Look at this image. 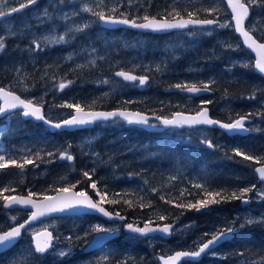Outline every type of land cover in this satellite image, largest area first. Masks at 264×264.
Listing matches in <instances>:
<instances>
[{
    "label": "trees",
    "instance_id": "16d2710c",
    "mask_svg": "<svg viewBox=\"0 0 264 264\" xmlns=\"http://www.w3.org/2000/svg\"><path fill=\"white\" fill-rule=\"evenodd\" d=\"M138 1L143 2L138 6L126 4L123 1L118 6L119 10L125 12L129 19L137 18V21L142 20L139 17H143L145 14L150 17L161 18L166 11H172L173 8L177 10L205 9L212 6L219 8L218 13L212 12L211 15L208 12L200 11L198 16L194 17L198 19L215 18L220 21L222 15H228L223 0ZM97 3L101 4V1H94L92 5L94 9ZM102 4L104 6L114 5L116 2L111 1L110 4H107L106 0H103ZM103 5L101 9H105L107 14L108 8ZM134 5L138 8L134 9ZM182 14H184L183 11ZM122 30L121 33H117L116 30H107L94 25L83 29V31L74 32L71 42L43 44L40 48L33 46L25 54L20 52L19 48L15 47L8 39H4L6 47L0 51V87L13 90L18 95L26 99L30 97L33 102L39 103L40 101L36 97L38 94H34L40 89L43 90L48 80H53L50 82L54 84H57L58 81L60 83L72 81L73 83L63 90L57 86L56 96L52 99L51 96L54 92H48L44 96V113L47 114L50 110L48 106L52 101H56L57 108L66 110L61 117H66L72 111V109L58 107V105L67 102L101 109L129 108L153 115H167L176 111L196 112L203 106H207L212 117L229 121L232 117L247 115V112L253 111L248 107L250 99L246 97L264 96V79L252 70L253 61L250 54H247L250 60L249 71L246 70V67L241 68L238 64L232 67L230 70L232 73H229V68L226 67L234 55L232 54L233 51L226 45L227 43H222L221 38H227L229 44L238 42V37L233 29L228 30L227 34H220L219 37L221 38H218L220 39L218 41L217 39L214 40L217 37L215 33L199 35V38L196 39L187 36V40L183 42L182 46V57H177L173 62L169 58L170 50L164 46L161 36ZM190 31L195 32V29ZM262 35L264 33L256 32L255 36L261 40ZM261 41L264 42V40ZM119 45L122 46L125 57L135 50L136 61L144 62L148 59V62H160L161 60L166 62L167 67L170 65L175 70L173 73L170 72L162 76L163 80L159 84V88L154 87L155 90H163V92H158L156 96L169 97L170 103L165 107L156 105L157 103L152 101V96H155L154 89L145 91L135 89L133 93L132 91L122 93H115L110 90L103 91L100 86L88 82L93 76L92 73H89L90 67L84 71L81 69L82 67L78 68L76 63L73 66L72 59L66 58L68 50H74L78 53L80 49L88 47L89 50L96 49L95 51L98 50V53H104L103 47L115 46L113 50L117 51L116 47L118 48ZM32 53L34 54L29 57ZM116 62L114 54L109 59L103 58V60L96 61L99 66L96 73L100 72L99 69L102 68L104 69L102 73L111 75L113 69L115 71L121 67ZM189 64H193L197 68L188 72L185 67ZM126 67L131 69L130 65ZM140 68L135 67L139 73ZM208 68L217 69V73L211 72L210 74ZM154 77L157 78V75ZM208 78L215 81V83L210 84L211 90L208 95L187 102H184L185 99L177 101L180 91L174 87L176 84L196 83L198 86H202V83H205ZM27 90L31 92L28 93ZM33 92L34 94H32ZM221 94L225 97H233L234 103H236V109L232 110L228 115L229 117L223 116L214 109V97L220 96L222 98ZM242 99H245L247 104L240 101ZM202 100H211L212 103L202 105ZM129 101L131 102L129 103ZM199 104L201 107H198ZM85 108L88 109V107ZM97 128L102 129L104 126L101 127L100 123H95L91 129L83 131L51 133L40 123L24 120L19 113L0 118V155H4L5 159L9 156H26L35 160V164L26 165L23 171L12 165L0 169V189L9 188V191L4 192L3 195L28 194L29 191H32L38 194L34 196L35 198L44 197L69 183H75L77 180L85 181L86 178L82 176V171L95 169L92 179L98 181V187L107 190L109 198H112L113 194H120L119 203L104 204V206L114 213L119 212L125 215L126 221L139 225L148 220L154 221L155 224L175 223L179 225L191 222L201 235L206 232L211 235L215 229L229 224L234 219L237 212L242 209L240 200L211 205L199 212L195 209L178 208L175 204L187 203L188 201L195 202L196 199L202 198L201 190L194 187L196 183L203 184L210 190H226L230 194L238 188L250 187L257 182L254 168L258 164L233 155V149L239 148L249 154L262 156L253 153L257 145H253L252 150L248 148L246 138L229 139L230 137L220 130L210 129L214 133L213 136H216L214 139L222 141L223 144L220 147L209 148L205 144L193 143L185 139L180 140L179 135H175L173 129L149 132L138 127L123 126L122 129H115L110 132L108 130H113V128L106 130L105 127L98 137L89 140L90 153L87 155L80 154L76 145L77 141L87 132H92ZM68 145H71L69 151L75 157L73 162L56 159L52 163H47L49 160L46 155L47 152L63 151ZM260 145L264 148L263 142ZM37 152L40 153L41 159H35ZM7 169L9 174H5ZM19 177L21 178L19 179ZM61 177H67V179L62 180ZM173 177L175 178L173 179ZM76 189H84L96 200L99 199L86 182L79 184ZM182 192L184 193L183 196H181ZM161 196L164 197L163 200ZM125 200L131 201V206L125 203ZM169 200L172 203L166 202ZM3 201L0 198V228L7 229L12 222L1 207ZM149 202L151 207L140 206L141 203L147 205ZM19 213L18 221L24 220L27 213L25 211H19ZM181 213L183 214L181 215ZM158 215H164L167 219L160 221ZM74 220H81L83 223L80 227L84 231L81 230L80 235L95 225L96 220L102 222L95 216L78 217ZM63 221L65 224L62 222L61 228H64L66 232L74 233L75 229H79L78 226L69 223L73 219ZM127 236L129 240H122L120 237L111 240L106 244L104 251L98 254L97 259L85 256L75 260L57 258L54 259L55 263L50 262L52 261L50 257L37 258V255L31 250L28 240L21 239L17 245L0 256V264H26L29 259L35 262L34 264H80L83 260L97 263L102 256L109 257L106 264H156L159 256L174 252L176 249L183 250L186 246L184 241L173 245L171 237L165 240L166 243L171 244L167 249L155 244L152 250H149L147 246H141L143 242L148 241L147 239L132 242L135 237L130 234ZM79 241L84 243L82 239ZM188 244L192 247L197 245L195 242ZM216 250L223 257L211 259L204 256L197 264H264V229L255 227L235 233L231 240L223 242ZM182 264H193V262H183Z\"/></svg>",
    "mask_w": 264,
    "mask_h": 264
},
{
    "label": "snow or ice",
    "instance_id": "6c2138e0",
    "mask_svg": "<svg viewBox=\"0 0 264 264\" xmlns=\"http://www.w3.org/2000/svg\"><path fill=\"white\" fill-rule=\"evenodd\" d=\"M61 3L64 0H60ZM119 2V0H118ZM255 0H249L248 4L241 2V0H226V4L228 8L231 9V19L235 21L234 27L235 31L238 32L243 37V43L253 52H255V64L254 67L261 74H264V42H258L257 39L253 38L250 35L249 30H245L244 22L245 19L249 15V7ZM39 3V0H0V20H7L9 17H12L13 14H18L23 12L26 9L32 8ZM103 0H101V4ZM97 7H101V5H97ZM84 12H89L93 16H95L99 21L104 22L105 24H122L128 25L133 28L138 29H147L152 31H166L170 29H186L190 25L193 26H205V25H216L220 28L231 27L232 24L230 22L220 23L219 20L215 18H204L198 19L194 18L198 16L200 11L208 12L209 15L212 12H219V8L212 6L210 8L205 9H193V10H177L175 8L172 11H166L165 14L157 19L156 16H149L145 14L143 17H139L142 19V23H137V18L129 19L125 12H121L119 7L112 6L108 8L107 14L103 9L100 11H96L92 7H84L82 9ZM182 11L184 14H182ZM43 15L45 17L49 16L48 9H44ZM185 15L187 18H185ZM171 17L172 19H169ZM89 27L88 24H84L83 26H77L74 29L69 28L65 35H61L59 37H45L44 40L46 43H62L66 42L65 36L68 33L73 31L79 32L83 31V29ZM15 35V33H11ZM261 40H264V35L260 37ZM35 43V42H34ZM6 47L4 42V37L0 36V51H3ZM36 48H40V45L36 43ZM71 59V57H68ZM91 63H95V61H91ZM248 66V65H245ZM78 67H83L82 65H78ZM159 70V68L157 69ZM116 76L121 77L124 81L138 82L139 86H144L147 84L149 77L148 76H136L130 74L125 71H118L115 73ZM73 83L72 81L61 82L58 85L60 90L65 89L69 84ZM103 83H108L107 80L103 81ZM215 83L214 80H211L207 83H202V86H198L196 83L188 84V83H178L174 87L180 89L181 91H186L190 94H199L202 92H209L210 84ZM247 99H255V95L251 97H246ZM0 101L3 103L0 104V116H11L16 114L15 110L19 109L20 115L25 118H34L37 121H42L47 124L49 127L55 129H68L80 127L88 124L95 123L97 121H107L109 119H122L130 125H141L146 127H156V124L150 123V117L141 112H131L126 109H115L112 111H94L91 106H81L79 103H64L58 105L61 108H68L74 110L73 113H70L67 118H64L60 121L54 122L50 118H48L43 113V105H38L33 103L32 100L22 99L19 95H16L13 90L6 89L4 87H0ZM131 101H129L130 103ZM211 100H202L201 104H210ZM85 107H88L89 110H85ZM256 115H261V113H256ZM253 114L249 113L247 115H241L238 118L232 120L230 119L228 122H222L216 119H213L209 116V112L207 108H200L196 111L195 115H185L180 112L173 113L171 116L164 115H155L154 119L159 122L160 125L164 127H173V128H182L185 126L193 127L198 125H206V126H217L220 129H223L227 133L238 134L241 132H249L252 129L246 127V122H249L252 118ZM201 143H204L209 148L216 147L211 140L205 137ZM71 145H68L63 151L57 150L56 152L49 151L46 155L49 157L47 163H52L56 159H60L62 161L73 162L75 157L69 151ZM233 155L242 157L243 160L253 161L255 164L260 165L259 167L254 168V173H258L259 181L262 185H264V156H257L253 154H249L246 151H243L239 148L233 149ZM35 159H41L40 153L37 152L35 154ZM232 159V157H229ZM19 161V162H18ZM35 164V160L31 158L25 157H12L9 156L5 159L4 155H0V169H4L10 165L15 166L20 170H24L26 165ZM38 166V165H37ZM95 174V169L83 170L82 176L85 181L77 180L75 183H69L66 186L58 188L56 196H47L45 195L43 201L34 200L33 197L38 195L32 191H29L27 196L22 195H9L4 196V192H8L9 188L4 187L0 189V198L4 200L3 207L11 208L13 206H20L25 209H34L31 211L30 215L23 222L18 223V217L12 216L10 220L12 223L9 224L7 229L0 228V248L9 249L14 246L19 239L22 237V232L26 231L28 226L33 221H36L40 217H44L50 215L52 213H66V212H78L80 210H85L89 212H95L101 214L104 217H107L110 220H120L124 221L126 217L122 216L119 212H109L103 206L104 204H117L120 202V194H113L112 198H109V192L105 189H101L98 187V181L92 179V176ZM175 177H173L174 179ZM62 180H66L67 177H61ZM87 183V186L91 188L95 195L99 198L98 200H93V198L89 195L88 191L81 189L79 191H75L77 186L81 183ZM196 189L201 190L202 198H198L195 202L188 201L187 203H177L175 204L178 208H183L187 210L195 209L197 212L201 211V209L209 208L211 205H218L222 202H230L231 200H240L242 203L250 202V198H248V193L255 191L256 196L260 200H264V186L257 187L256 184H252L250 187L238 188L237 190L232 191L230 194L226 192V190H210L205 185L196 183L194 184ZM14 191V189H13ZM184 193H181L183 196ZM163 200L164 197L161 196ZM125 203L131 206V201H124ZM172 203V201H166ZM141 207H151V203L149 202L147 205L141 203ZM183 213H181L182 215ZM167 218L164 215H158V220L165 221ZM253 223H264V217H261L260 220L254 221L249 218L246 219L245 222L239 225V228L242 229L246 225H251ZM154 221L148 220L144 222L143 227L136 226L133 223H126L123 227L130 234H139V236L147 237L152 233H161L162 235H170L174 230V224H155ZM189 227L188 225L185 226ZM239 229L235 226V221L231 224H227L221 228L215 229L211 235L209 233H204L205 237L210 238L206 240H201L197 244V248L189 251H178L174 255H170L167 258L161 257L160 259L163 261V264H177L181 258H185L193 262V264H197L198 258L205 254L207 251H212L215 246L220 244L223 241H226L230 238H233L235 232ZM119 231L118 228H111L107 226H103L101 224H95L90 229L86 230L82 236L77 235L75 238L84 241L85 247H95L96 245L101 244L104 241L109 240L112 236H114ZM91 237V239H89ZM32 239L34 241V252L43 254L45 253L51 246L52 241L54 239L51 232L44 231L36 232L33 234ZM69 241L72 240V237H67ZM60 256L66 255L64 251L59 253ZM109 260V257L102 256L97 264H106Z\"/></svg>",
    "mask_w": 264,
    "mask_h": 264
},
{
    "label": "rangeland",
    "instance_id": "374dc122",
    "mask_svg": "<svg viewBox=\"0 0 264 264\" xmlns=\"http://www.w3.org/2000/svg\"><path fill=\"white\" fill-rule=\"evenodd\" d=\"M94 1L95 0H64V2L61 3L60 0H39V3L37 6H34L31 9L27 10L24 14H21L17 18L16 22H14L11 19L8 21L2 22L0 24V36H3L4 39H8V40L14 39L16 42L19 41L18 39H23V40L26 39L25 41L27 44L25 43L24 46L23 45L21 46V44H19L18 42L17 43L13 42V45L15 47L19 48V50L21 48L20 51H22V50L27 51L29 48L32 49L33 46H35V48H36V43H38L40 46L43 44L44 45H52L54 43H46L44 38L45 37H52V36L59 37L61 35H65V33L67 32V30L69 28L74 29L75 27L83 26L84 24H88L89 27L97 25L98 19L95 16H93L89 12L82 11V9L84 7L94 8V6H92L94 4ZM111 1L116 2V4L104 6L103 4L97 3L95 10L100 11L102 5L104 7H107V8H110L112 6L118 7L119 5L122 4L123 1L126 2V4L129 3V4H135L138 6L143 2V1H138V0H119V2H118V0H106L107 4H110ZM178 1H187V0H178ZM13 2H15V0H13ZM245 2L248 4L249 0H245ZM97 5H101V7H97ZM138 6H135L134 9L138 8ZM250 7L252 9V15H251V18L249 19V21L247 22V28L250 31H252L254 35H256V32L259 34H263L264 33V0H255V2L250 5ZM44 9H48V12H49L48 17H45L43 15ZM225 22L231 23V18H230L229 13H228V15H222L220 18V23H225ZM24 27H26V29ZM231 29H233L232 26L226 27V28H220V27L215 25V26L208 27V28L196 29L195 32L185 31L184 33H186V34H184V33L182 34L180 32V33H174V35L173 34L163 35L161 38V41L163 42L165 47L169 48V50H170L169 51V55H170L169 58L173 62L177 59V57H182V55H183L182 46L184 44L183 42H185V40H187V36L194 37L196 39V38H199V35L204 36V35H212L215 33V35H217V37L214 38V40L217 39V41H218L219 40L218 38H221V37H219L220 34H222V33L227 34L228 30L230 31ZM74 32H76V31L68 33L65 36L66 42L67 41L71 42L72 35ZM11 33H15V35H12ZM25 33H26V36H24ZM221 39H222L221 40L222 43L223 42L227 43L226 45L228 46V48L230 50L233 51L232 54L234 55V58L230 59L229 60L230 62L228 61L229 64L226 66L227 69L229 68V73H232L230 71L231 68L234 67L235 65H238V64H240L239 66L241 68L246 67V70L249 71L250 69H248V66H245V65L250 64L249 57L247 56V54H249V53L241 45L240 40L238 39V42H234L233 44H231V43L229 44V40H226L227 38L222 37ZM66 42H62V43H66ZM26 45H28V46H26ZM113 47H115V46H113ZM113 47H106V48L103 47L104 53H98L97 52L98 50L95 51L96 49H90L89 50L88 47L86 49H84V48L80 49L78 51V53H76L74 50H71V51L68 50L66 53V55H67L66 58L68 59V57H71V59L73 60V63H72L73 66L75 65V63L77 64V67H78V65H82L83 67L81 69L84 71L86 70V68L87 69H89V67L91 68L89 73H92L93 76L88 80V82L95 83L96 85L100 86L103 91L110 90V91L115 92V93H122V92H129V91H132V93H133V91H135V89H141V90L145 91L148 89L153 90L154 87L159 88V84L163 80L162 76L164 74L167 75L168 73H170V72L173 73L175 71V70H173V68L170 65H169V67H167V64L165 61L162 62L160 60V62L159 61H155V62L149 61L148 62V59L145 60L144 62L139 61V60L136 61L135 60V50L133 52H130V54L127 57H125L124 53L122 51V46L119 45L118 48L116 47V49H118L117 51H114ZM34 53H32L29 57H31ZM113 54L116 57V60H117L116 63L120 64L121 66L122 65H126V66L130 65L134 68L135 67H141L140 73H138V74L140 76H148L149 77L147 84L144 85L143 87H141L138 85V82H136L135 84H127V85L123 86L117 79H113L107 73H102L104 71V69H102V68L99 69L100 72L96 73L97 72L96 70H98V67H99L96 64V61L103 60V58L105 60L109 59V57L111 58V56ZM216 56H218V54H216ZM93 60L95 61L94 64L91 63V61H93ZM78 68H80V67H78ZM158 68H159V70H157ZM185 69H186V71L189 72V71L195 70L196 67L193 64H189L185 67ZM208 72H210V74H211V72L217 73V69L208 68ZM151 75H152V77H151ZM155 75H157V78L154 77ZM198 76L200 77V74H198ZM233 79L235 80L236 78H233ZM105 80H107L108 83H103V81H105ZM210 80H211V78L206 79L205 83L209 82ZM50 81H53V80H48L47 83L45 84V87L43 90L40 89L39 92L36 91V94H34V92L32 93L34 95L38 94L36 97H37L38 101H40L39 102L40 105L44 104V96L48 92H54V94L51 96V99L56 96L57 92L55 90L57 89V86L59 85L60 81H58L57 84H54L53 82H50ZM249 81L251 82V80H249ZM54 82H56V81H54ZM160 89H162V88H160ZM27 91H28V93L31 92L30 90H27ZM158 92H163V90H159V89L155 90L154 89L153 93L155 94V96H152L153 97L152 101H155L157 103L156 105H159L161 107H165V105L170 103L169 97L163 96L161 98L160 96H156V94H158ZM255 97H256L254 99L255 101H253L249 105L250 110L254 109V110H258V111H262V110L264 111V96L257 95ZM220 98H221L220 96L214 97L213 102L216 103V104H213L214 109H216V111L220 112L223 116L229 117L228 115L232 112V110L236 109L235 108L236 103H234V98L233 97L227 98L223 95H222V98L221 99ZM226 98H227V100H226ZM27 99L31 100L30 97H27ZM180 99L181 100L185 99L184 102H187L190 100L186 97V95L184 93H180V95L177 97L178 102ZM219 100H221L223 103ZM251 100H253V99H250L249 101H251ZM240 101L247 104L245 99L244 100L242 99ZM39 103H36V104H39ZM56 106H57V102L52 101L50 106H48V108H50V110L47 113V117L50 119H54L55 121H59V120L63 119V117L59 118L60 114H64L66 110L59 109ZM198 107H201V104H199ZM259 121H264V115H260L258 117L256 122H259ZM152 122L154 124L160 126L158 121H152ZM124 125H125L124 123L122 124L118 120L112 121L110 123H107V122L100 123L101 127L104 126V127L113 128V130H111V129L108 130L110 132L114 131L115 129H117V130L122 129ZM252 127H255V125H252ZM258 129L264 130V123H261L259 125ZM101 130H102L101 128H98L94 132H89L87 135H83L77 141L76 145L78 147V150H79L78 152L80 154L87 155L88 153H90V149L88 147L89 143L86 144V142H88V138L93 137V136H97V133ZM173 131H175V135L176 134L179 135L180 140L185 139L189 142L204 144V143H201V141L205 137H207L209 140L212 141V143L216 147H220L223 144L222 141L215 140L214 138H216V136H213L214 133L209 128H206V127H200V128L190 129V130H187V129H180L179 130L178 129V130H173ZM263 143H264V141H263ZM83 159L88 161L85 158H83ZM8 169L5 171V174H9ZM42 170H44V169H42ZM20 175L22 176L23 174H20ZM20 178L21 177H19V179ZM256 185L258 188L264 186V185H262V184L260 185L258 183ZM248 198H250V200L252 201V202L250 201L251 204L250 205H248V204L243 205V203L240 201V206L242 207V209L239 212H237V214L234 216V219L229 222V224H231L233 221H235V226L239 229L235 233H239L245 229L246 230L253 229L255 227H261L264 229V223H253L251 225H246L242 229L239 228V225L241 223L245 222L246 219L251 218L254 221H258L261 219V217H264V200L258 199L255 191L248 193ZM5 211L10 218L12 216L19 217L20 216L19 211H23V210L12 209V210H5ZM58 219L59 218L42 220V221L38 222L37 224H35L34 226H32L29 229V231L27 232L30 234V233L37 231V230L40 231L42 229L49 228L55 233V242L53 244V249L50 251V255L48 256L52 259V261H50L51 263H55L54 259H56V257H60L61 259L67 260V259H70L72 256H74L80 252L78 250V248H77V252H76L75 247L72 244V240L69 241L67 239V237L74 236L72 238L74 240H78L75 237L77 235H80V233H82L81 230H83V228H81L80 225H82L83 223L81 222V220H73L72 222H69L70 224L76 225L79 228L78 230L75 229L76 231H74V233H69V232H66L64 230V228H61L62 222L65 224V221H63V220L58 221ZM17 222H19V221H17ZM137 225H139V224H137ZM186 225H188L189 227L186 228L185 227ZM104 226L111 227V228H118L119 224H105ZM196 229L197 228L195 227V225L191 224V222L181 223V224L177 225V227L174 228V230L172 231V235H171L172 244L177 245L178 243H181L184 241L186 243L184 250L196 249L197 245H194V247H192L188 243L195 242L198 244V242L201 241L202 239L206 240V237L204 235H201L198 231H196ZM80 236H82V235H80ZM28 239L29 238L27 235L24 238V240L26 241ZM122 240H129V237L127 235H123ZM138 240H142V238L135 237V240H132V242H136ZM147 240L148 241L146 243L143 242L141 244V246H144V247L147 246L149 248V250L150 249L152 250V247L155 244H158V246H160L163 249H167L171 245V244H168L165 242L166 239H162L160 237H152V238H148ZM61 251H64L66 253V255L60 256L59 253ZM170 253L171 252L166 253V255L170 254ZM206 256L208 258H211V259L215 258V257H220V256L223 257L222 254L218 253V251H213V252L207 254ZM87 261L83 260V261H81L80 264L87 262ZM34 263L35 262H33L31 259H29L26 262V264H34ZM156 264H158V262ZM259 264H261V263H259Z\"/></svg>",
    "mask_w": 264,
    "mask_h": 264
},
{
    "label": "water",
    "instance_id": "95a60500",
    "mask_svg": "<svg viewBox=\"0 0 264 264\" xmlns=\"http://www.w3.org/2000/svg\"><path fill=\"white\" fill-rule=\"evenodd\" d=\"M225 1V3H226V0H224ZM241 2H243V0H241ZM244 3V2H243ZM227 5V4H226ZM228 7V6H227ZM228 10H229V12H230V16H231V9L230 8H228ZM250 14H251V12H250V9H249V15H248V17L245 19V22H244V27H245V30H248L247 28H246V24H247V21H248V19H249V17H250ZM185 18H187V17H185ZM157 19H160V18H157ZM169 19H172V18H169ZM231 21H232V25H233V29H234V31H235V27H234V24H235V21L234 20H232L231 19ZM143 21H138L137 23H142ZM99 24L101 25V26H103V27H107V28H116V27H126V28H129V29H135V30H139V31H143V32H151V33H167V32H171V31H176V30H184V29H170V30H166V31H152V30H147V29H138V28H133V27H130V26H128V25H122V24H115V25H113V24H105L104 22H102V21H99ZM207 26H212V25H205V26H193V25H190L188 28H191V27H207ZM187 29V28H186ZM236 32V31H235ZM236 34L240 37V39H241V42L243 43V37L238 33V32H236ZM250 35H252L253 36V38H255L256 39V37L250 32ZM258 41V40H257ZM258 42H260V41H258ZM244 44V43H243ZM245 45V44H244ZM246 46V45H245ZM252 53V55L254 56V64H255V52H253L252 50H250ZM254 70H255V72H257L260 76H262L263 78H264V74H261L257 69H255V67H254ZM118 71H124V70H117L116 72H118ZM115 72V73H116ZM125 72H128V71H125ZM115 73H114V75H115ZM128 73H130V74H133V73H131V72H128ZM133 75H135V74H133ZM116 76V75H115ZM116 77H118V76H116ZM118 78H121V77H118ZM122 79V78H121ZM123 80V79H122ZM125 82H131V81H125ZM203 93H205V92H202V93H199V94H196V95H200V94H203ZM16 94V93H15ZM190 94V93H189ZM16 95H18V94H16ZM22 98V97H21ZM23 99V98H22ZM3 102L1 101V103L0 104H2ZM17 110H19V109H17ZM92 110H94V109H92ZM126 110H128V111H131V112H141V111H135V110H132V109H126ZM16 111V110H15ZM21 111V110H20ZM87 111V110H86ZM94 111H105V112H107V111H112V110H94ZM141 113H143V112H141ZM183 114H185V113H183ZM185 115H190V114H185ZM195 115V114H194ZM23 117V116H22ZM24 119H26V120H33V121H35V122H41L45 127H47V128H49V130L51 131V132H55V131H63V130H72V129H75V128H85V127H88V126H90L91 124H88V125H84V126H80V127H75V128H68V129H55V128H52V127H49L47 124H45L44 122H42V121H37V120H35L34 118H31V117H29V118H25V117H23ZM55 122V121H54ZM250 122V121H249ZM246 123H248V122H246ZM128 124V123H127ZM128 125H130V124H128ZM134 125V124H133ZM135 126V125H134ZM138 126H141V125H138ZM198 126H200V125H198ZM141 127H144V128H146V129H150V128H152V127H146V126H141ZM186 127H188V126H186ZM193 127H195V126H193ZM215 127H217V126H215ZM247 127V126H246ZM189 128H192V127H189ZM219 128V127H218ZM223 130V129H222ZM250 132V131H249ZM227 133V132H226ZM248 132H241V133H239V134H247ZM227 134H230V135H233V133H227ZM76 191V190H75ZM22 196H27V195H23V194H21ZM57 195V192H55V193H53V194H50V195H47V196H56ZM90 195V194H89ZM91 196V195H90ZM34 200H37V201H40V202H42L43 201V198L42 199H34ZM23 208V207H20V206H13V207H11V208ZM106 208V207H105ZM23 209H25V208H23ZM26 210H30V211H33L34 209H26ZM106 210H108L107 208H106ZM109 211V210H108ZM110 212V211H109ZM80 214H97V216H100L101 218H103V219H105V220H108V221H118V220H110V219H108L107 217H104V216H102L101 214H98V213H95V212H89V211H85V210H80V211H78V212H66V213H52V214H50V215H47V216H44V217H40L39 219H37L36 221H33L31 224H34L35 222H37L38 220H40V219H44V218H50V217H55V216H71V215H80ZM30 215V214H29ZM28 215V216H29ZM28 218V217H27ZM26 218V219H27ZM25 219V220H26ZM30 224V225H31ZM153 226H155V225H153ZM45 230V229H44ZM44 230H42V231H44ZM47 230V229H46ZM47 231H49V232H51L50 230H47ZM125 231H127L126 229H125ZM40 232V231H39ZM128 232V231H127ZM119 234V231L114 235V236H112L111 238H113V237H115V236H117ZM153 234V233H152ZM136 235H139V234H136ZM150 235V234H149ZM33 236V235H32ZM165 236H169V235H165ZM110 238V239H111ZM109 239V240H110ZM109 240H107V241H109ZM107 241H104V242H102L101 244H99V245H96L95 247H84L83 248V251H90V250H94V249H97V248H99V247H101L104 243H106ZM32 243H33V246H34V241H33V239H32ZM218 246V245H217ZM52 247V246H51ZM51 247L48 249V250H50L51 249ZM7 249H3V248H0V253L1 252H3V251H6ZM47 250V251H48ZM179 251V250H178ZM178 251H175L174 253H172V254H170V255H174L176 252H178ZM181 251V250H180ZM184 251V250H183ZM170 255H167L165 258H167L168 256H170ZM202 256V255H201ZM200 256V257H201ZM199 257V258H200ZM198 258V259H199ZM183 259H185V258H181V260H183ZM180 260V261H181ZM180 261H178L177 262V264L180 262ZM159 262H160V264H163V261L159 258Z\"/></svg>",
    "mask_w": 264,
    "mask_h": 264
},
{
    "label": "bare ground",
    "instance_id": "6f19581e",
    "mask_svg": "<svg viewBox=\"0 0 264 264\" xmlns=\"http://www.w3.org/2000/svg\"><path fill=\"white\" fill-rule=\"evenodd\" d=\"M224 1V0H223ZM243 2L245 3V4H247L246 2H245V0H243ZM224 4L226 5V3H225V1H224ZM226 8H227V10H228V7H227V5H226ZM228 13L230 14V12H229V10H228ZM220 22V21H219ZM192 29H198L197 27H191V28H187V29H184L183 31L185 32V31H190V30H192ZM234 30V29H233ZM140 32H143V31H140ZM144 33H150V34H154V33H151V32H144ZM234 33L236 34V32L234 31ZM236 36L238 37V39L240 40V43H241V45L245 48V50L251 55V57H252V59H253V68H254V56L251 54L252 52L250 51V49L247 47V46H245L242 42H241V39H240V37L236 34ZM257 39V38H256ZM220 40V39H219ZM258 40V39H257ZM259 41V40H258ZM204 44V43H203ZM219 44V43H218ZM208 46V45H207ZM212 46V45H211ZM218 46V45H217ZM203 47V46H202ZM214 49V48H213ZM210 50V49H209ZM24 51V50H23ZM231 56V55H230ZM176 58V57H175ZM174 58V59H175ZM231 58V57H230ZM173 59V60H174ZM228 59H229V56H228ZM232 59V58H231ZM44 60V59H43ZM234 60V59H233ZM47 63V62H46ZM63 63V62H62ZM197 68V67H196ZM205 68V67H204ZM203 68V69H204ZM199 69V68H198ZM206 69V68H205ZM204 69V70H205ZM200 70V69H199ZM203 70V71H204ZM117 71V70H116ZM255 71V70H254ZM257 73V72H256ZM258 74V73H257ZM137 76H140V75H137ZM168 85V84H167ZM179 91H180V93H184L187 97H189V98H194V99H201L202 97H204V96H206V95H208L209 94V92H205V93H203V94H200V95H196V94H189V93H187L186 91H181L180 89H179ZM217 94V93H216ZM220 94V93H219ZM222 95V94H221ZM240 95V94H239ZM234 96V95H233ZM228 98V97H227ZM227 98H226V100H227ZM216 99V98H215ZM221 99V98H220ZM238 99V98H237ZM225 100V99H224ZM221 101V100H220ZM222 102V101H221ZM223 103V102H222ZM225 103V102H224ZM214 104H216V103H214ZM204 108H207L208 109V112H209V116L211 115L210 114V109L207 107V106H203ZM176 112H180V113H185V114H190V115H194L196 112H183V111H176ZM176 112H173V113H176ZM173 113H171V115L173 114ZM146 114V113H145ZM149 117H150V123H152V124H154L152 121H151V119L153 118V114H147ZM171 115H169V116H171ZM165 116H167V115H165ZM2 117H5V116H0V118H2ZM211 117V116H210ZM211 118H213V119H216V120H219V121H222V122H228V121H224V120H220V119H217V118H214V117H211ZM64 119V118H63ZM62 120V119H61ZM60 121V120H59ZM55 122H57V121H55ZM96 123V122H95ZM95 123H92L90 126H88V127H85V128H88V129H91L93 126H94V124ZM135 127H138V128H144V127H141V126H138V125H135ZM200 127H206V128H209V129H218V130H220L222 133H224V134H226V136H228V137H231V136H233V135H230V134H227L224 130H222V129H220V128H218V127H215V126H206V125H200V126H196V127H194V128H184V127H182V128H179V127H177V128H173V127H164V126H162V125H160V126H156V127H152V128H150V129H146V128H144L146 131H149V132H161V131H164V130H170V129H173V130H180V129H187V130H190V129H195V128H200ZM84 128H75V129H72V130H83ZM58 132V131H57ZM234 135H240L239 133L238 134H234ZM260 166V165H259ZM259 166H257V167H259ZM257 176H258V173H255ZM259 179V178H258ZM19 195H21V194H19ZM42 198H44V197H40V198H35V197H33V199H42ZM5 202L3 201V203H2V208L3 209H5V210H12V209H16L15 207L14 208H5V207H3V204H4ZM247 203H243V205H246ZM18 209H20V210H23V211H25V209H23V208H18ZM26 212V211H25ZM91 216H97V214H91ZM26 218H27V216H26ZM25 218V219H26ZM24 219V220H25ZM24 220H22V221H19L18 223H20V222H23ZM42 220H47V218H44V219H40V220H38L37 222H35V224H37L38 222H40V221H42ZM173 224H175V223H173ZM134 225H136V226H140V227H143V225L144 224H142V225H137V224H134ZM155 225V224H154ZM176 227H177V225H176ZM175 227V228H176ZM42 230H44V229H42ZM42 230H40V231H42ZM51 230V229H50ZM51 232H52V235H53V231L51 230ZM171 235H172V233L169 235V236H165V235H162L161 233H153V234H150L149 236H147V237H142V236H139V235H136L135 234V236L134 237H139V238H142V239H148V238H152V237H160V238H162V239H169V238H171ZM234 235H235V233H234ZM234 235H233V237H234ZM131 236H133V235H131ZM53 237H54V235H53ZM22 239V237L19 239V241ZM232 238H230V239H228V240H226V241H229V240H231ZM18 241V242H19ZM226 241H223V242H226ZM17 242V243H18ZM223 242H221L220 244H222ZM17 243L15 244V245H17ZM53 244H54V239H53ZM14 245V246H15ZM219 245V244H218ZM14 246H12V247H10L9 249H7L6 251H4L3 253H6V252H8L10 249H12ZM216 247L217 246H215V248L212 250V251H207L205 254H202V256L201 257H204V256H206L207 254H209V253H211V252H213L215 249H216ZM53 249V248H52ZM176 251H178V250H176ZM180 251V250H179ZM181 251H183V250H181ZM184 251H189V250H184ZM175 252V251H174ZM174 252H171L170 254H172V253H174ZM170 254H167V255H170ZM167 255H161V256H159L158 257V259L159 258H161L162 256L163 257H166ZM200 257V258H201ZM199 258V259H200ZM199 259H198V261H199ZM197 261V262H198ZM183 262H192V261H190V260H187V259H183V260H181L178 264H182ZM252 264V263H251ZM254 264V263H253Z\"/></svg>",
    "mask_w": 264,
    "mask_h": 264
},
{
    "label": "flooded vegetation",
    "instance_id": "af4514ba",
    "mask_svg": "<svg viewBox=\"0 0 264 264\" xmlns=\"http://www.w3.org/2000/svg\"><path fill=\"white\" fill-rule=\"evenodd\" d=\"M38 5V4H37ZM36 5V6H37ZM29 9H31V8H29ZM29 9H26V10H24L23 12H21V13H18V14H13V16L12 17H9L7 20H0V24L2 23V22H4V21H8V20H13L14 22H16L17 21V18L21 15V14H24L27 10H29ZM25 29H26V27H24ZM23 28V29H24ZM24 36H26V33L24 34ZM256 37V36H255ZM26 38V37H25ZM257 38V37H256ZM258 39V38H257ZM12 40V41H11ZM11 40H9L12 44H13V42L14 43H19V44H21V46L23 45L24 46V44L26 43V39L25 40H23V39H18L19 41H15L14 39H11ZM259 40V39H258ZM260 42H263V41H261V40H259ZM27 44V43H26ZM26 46H28V45H26ZM20 50H21V48H20ZM23 51V50H22ZM22 51H20V52H22ZM27 51L26 50H24L22 53L23 54H25ZM253 61V60H252ZM252 65H253V62H252ZM252 70L254 71V68H253V66H252ZM254 73L256 74V75H258L255 71H254ZM136 83V82H135ZM187 97V96H186ZM188 99H190V100H193L194 98H189V97H187ZM253 101H255V100H251V101H248V107H249V105L253 102ZM249 113H252L253 114V116H252V118H251V120H250V122L247 124V126L250 128V129H252L251 130V132H249V133H247L245 136H240V135H233V136H231L229 139H234V138H236V137H241V138H246V140L245 141H247V144H248V148L250 149V150H252V146L253 145H257V147H255L254 148V152L253 153H256V154H259V155H262V156H264V148H263V146H261L260 144L264 141V130H260V129H258V127H259V125L261 124V123H264V121H259V122H256V120L258 119V117L260 116V115H256V113H259L258 112V110H254L253 109V111H251V112H249ZM248 112H247V114H249ZM261 115H264V111L262 110L261 112ZM169 115H171V114H167V116H169ZM154 116L155 115H153V118L151 119V121H156L155 119H154ZM211 117H212V115H210ZM235 119V118H234ZM252 125H255V127H252ZM232 144V143H231ZM257 166H259V165H257ZM256 166V167H257ZM256 175V174H255ZM256 179H257V183L258 184H260L261 185V183H260V181H259V179H258V176L256 175ZM256 183V184H257ZM250 196V195H249ZM251 201V200H250ZM252 202V201H251ZM251 202L249 203H247L248 205H250L251 204ZM94 224H101V225H103L104 226V224L103 223H100V222H94ZM53 235H54V242H55V233L53 232ZM128 235V234H127ZM72 237H74V236H72ZM81 242V241H80ZM78 243H79V241L78 240H74L73 238H72V244L74 245V247H75V250H76V252H77V248H78V250H81V248L82 247H84V245H82L81 247H78ZM102 251H104V247L102 248V247H99V248H97V249H95V250H91V251H80L78 254H76V255H74V256H72L71 257V259H79V258H81L82 256H85V257H89V258H93V259H97V256H98V254H100ZM75 252V253H76ZM85 264H97V263H93L92 261L91 262H86Z\"/></svg>",
    "mask_w": 264,
    "mask_h": 264
}]
</instances>
